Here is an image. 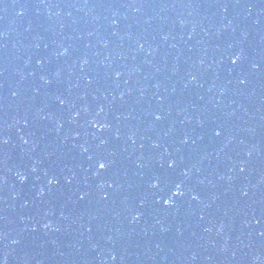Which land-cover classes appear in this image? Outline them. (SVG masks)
Segmentation results:
<instances>
[{
	"label": "water",
	"instance_id": "95a60500",
	"mask_svg": "<svg viewBox=\"0 0 264 264\" xmlns=\"http://www.w3.org/2000/svg\"><path fill=\"white\" fill-rule=\"evenodd\" d=\"M0 264H264V0H0Z\"/></svg>",
	"mask_w": 264,
	"mask_h": 264
},
{
	"label": "snow or ice",
	"instance_id": "6c2138e0",
	"mask_svg": "<svg viewBox=\"0 0 264 264\" xmlns=\"http://www.w3.org/2000/svg\"><path fill=\"white\" fill-rule=\"evenodd\" d=\"M239 59H240V57L237 56L232 62L235 64V63L237 62V60H239ZM156 118L159 119V116H157ZM216 135L219 136L220 133L217 132ZM4 143H7V141H4ZM171 166H172V165H170V167H171ZM99 167H100V168H104V164L101 163V164L99 165ZM154 186H155V185H154ZM177 195H180V193H177ZM165 203H167V201H165Z\"/></svg>",
	"mask_w": 264,
	"mask_h": 264
}]
</instances>
